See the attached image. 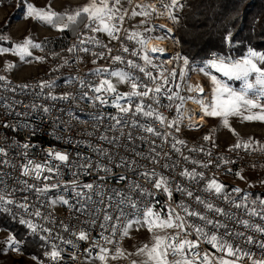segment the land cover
I'll list each match as a JSON object with an SVG mask.
<instances>
[{
    "label": "snow or ice",
    "instance_id": "obj_1",
    "mask_svg": "<svg viewBox=\"0 0 264 264\" xmlns=\"http://www.w3.org/2000/svg\"><path fill=\"white\" fill-rule=\"evenodd\" d=\"M157 3L161 7L158 8ZM24 4L25 19L73 35L76 43L66 49L68 53L91 54L93 64L97 59L110 57L112 64L125 67L112 70L97 67L87 73L97 77L99 83L73 77V80L78 79V96L70 92L55 94L54 79L41 80L30 90L28 84L13 86L6 76L0 75V127L11 133H29L25 141L0 133V215L22 226L26 236L42 242L50 264H63L65 253L70 261L80 259L78 242L88 245L83 249L86 264L92 261L108 264L109 260L120 259H129L130 264H240L245 258L249 264H264V196H253L239 187L229 191L217 179L207 178V171L213 165L221 169L236 160L216 156L215 160L219 162L214 164L211 150H206L203 145L189 147L186 141L174 135L181 130L179 121L184 118L181 109L186 100L198 104L203 117L220 118L223 127L229 131H232L229 117L264 123V67L259 66L264 65V53L252 47L240 58L213 53L202 67L192 68V71L208 75L214 70L229 81H241L240 90L211 75L210 99L199 94L186 97L180 94L181 85L176 83L177 75L184 79V68L179 74L175 69L166 72L162 64L154 62L153 56L163 54L165 49L147 47L150 39L169 38L171 30L153 36L151 34L159 29L151 24L143 33L122 29L128 12L119 7L121 0H88L84 6L62 13L53 11L50 6L37 8L27 0ZM185 7L195 13L200 5L187 4V0H156L152 4L136 5L131 17H144L141 21L144 25L155 13L167 15L175 24L179 23V17L174 13ZM122 30L125 33L123 39L120 36ZM97 33H104L110 41L120 40L118 51L127 55L112 56L113 50L97 39ZM0 40L7 42V37L0 34ZM124 40L136 46L130 49ZM224 40L229 49L235 43L231 32ZM43 47L28 37L11 48L0 47V55L11 53L22 62H29L25 58L32 56L30 49L43 50ZM96 48L103 50L97 52ZM55 55L58 54L53 53ZM36 59L43 62L42 57ZM175 59L189 66L187 57L178 55ZM67 64L68 60L64 59L61 67ZM13 67L6 63L5 70L10 71ZM250 76L255 77L254 82H250ZM113 77L119 83H127L130 91L117 92L110 79ZM197 88L199 93L203 92V88ZM193 90L191 85L187 86L189 93ZM45 100H90L92 106L97 107L96 114L91 117L92 130L77 133L88 139L73 138L74 126L63 118L54 103H44ZM21 107L26 111H20ZM106 107L114 108L115 113L103 111ZM173 108L176 116L172 119L161 111L171 112ZM33 116H38L39 120L31 119ZM45 121L49 126L47 134L57 142L71 145L72 153L67 148L61 150L49 146L43 161L37 162L33 158L36 153L32 149L38 147L33 137L41 132ZM156 122L159 129L155 127ZM203 140L216 146L210 135H205ZM241 148L246 152L257 150L251 140H238L228 151ZM184 149L189 154H185ZM258 150L264 152V145ZM40 151L43 152V146ZM201 154L209 159H198ZM182 161L193 167L182 166ZM177 169L180 170L177 172ZM227 171L233 169L229 167ZM65 175H70V179L65 180ZM177 175L180 180H175ZM235 176L244 179L241 171H236ZM86 177L90 179L86 180ZM260 183L264 184V180ZM248 187L253 185L249 183ZM69 191L74 202L61 194L49 195ZM176 194L181 197L179 201L174 199ZM158 195L167 198L162 205L166 209L164 212L157 207L160 203ZM57 205L69 208L72 219L79 221L78 230L77 225L57 221L48 211ZM134 225L146 227L151 242L127 252L116 241L128 237ZM94 231L95 236L92 235ZM193 235L195 240L189 239ZM23 243L22 239L9 233L4 251L19 253ZM201 243L210 245L214 252L207 249L201 252ZM31 259L37 264H45L35 256Z\"/></svg>",
    "mask_w": 264,
    "mask_h": 264
},
{
    "label": "built area",
    "instance_id": "obj_2",
    "mask_svg": "<svg viewBox=\"0 0 264 264\" xmlns=\"http://www.w3.org/2000/svg\"><path fill=\"white\" fill-rule=\"evenodd\" d=\"M159 3H157L158 5ZM158 18V17H157ZM127 18H125V21L122 25V29H127L131 31L130 27L133 25L132 23L126 24ZM89 35H92L89 33ZM97 36V39H99L102 43L106 44L109 48H111L113 51L111 53L112 56L117 55V54H122L119 52V45H120V40H112L110 41L108 37L104 36L103 33H97L95 34ZM125 33L122 30L120 33L121 38L123 39ZM130 49L132 47H135L132 42H129L127 40L123 41ZM76 43V39L71 36V37H65L64 38V44L62 46H56L53 48H45L43 49L40 54L37 57H42L43 62L38 61L36 58L34 60V63L36 66L39 68L37 72L24 80H19L16 79L11 73L7 71L0 70V75L6 76V78L11 82L13 86L15 85H23V84H28L30 86V90L32 86L36 85L39 83L41 80H49V79H54L56 81L54 92L57 95L63 94L64 92H70L74 96L79 95V83L78 79L73 80V77L76 78H83L89 82L92 83H99V79L95 76H88L87 73L90 71H93L97 67H110V70L112 69H118L121 67H125V65H121L119 63L112 64L111 63V58L107 57L105 59H97V63L93 64L92 60L94 57L91 54L87 53H76V54H70L66 51V49L71 46L72 44ZM164 44V49L165 52L161 55H154V62L158 65L162 64L163 69L166 72H171L173 69L176 70L177 74H179V71L181 69V62L180 60L175 59L178 55L175 54V44L172 42L169 44V47L165 48V43ZM148 45V44H147ZM103 49L96 48L95 51L99 52L102 51ZM53 53H57L58 55L53 56ZM122 55H127V54H122ZM81 59H77V58ZM67 59L68 64L61 67L63 64V60ZM135 59V58H133ZM190 64V63H189ZM189 67V66H188ZM54 68H57L58 71H53ZM187 69V67L185 68ZM155 74V70H153ZM142 75V74H139ZM196 76L191 74L188 77H184L183 80L179 78V75H177L176 83H179L181 85V95L183 96H193L197 97L198 94L199 96H203L204 94L199 93V89L196 87L197 82H199L196 78ZM113 82V78H110ZM119 84V87L117 88V92L119 93H126L130 91V86L127 83H119L117 81V85ZM191 85L193 87V91L189 93L187 91V86ZM92 95V94H90ZM27 99L28 97H24ZM166 102V101H165ZM44 103H54L58 109L61 111V115H63V118L71 123L74 126V129L71 133V136L75 139L79 140H87L88 137L86 135H77V133H86L87 131L92 130L91 128V117L96 114L97 107H93L90 100H70L68 102L64 101H47L45 100ZM178 103V102H177ZM20 111H26L23 107L19 109ZM103 111L106 112H112L115 113V109L112 107H106L102 109ZM161 111L164 113L166 117L169 119H172L173 117L176 116V111L175 108L171 112H169L167 109H161ZM199 111V113L202 115L200 106L196 103H193L192 100H186L183 104V108L181 109V113L183 114V119L179 121L180 123V132L179 133H174L178 138L186 141L187 145L189 147L192 146H200L203 145L206 150H211L213 152V159H214V164L218 163L219 161L215 160L216 156H223L225 158H228L230 160L235 159L236 163L234 164H228L226 166H223L221 169H216L215 166L213 165L211 167L210 171H207V178H215L219 182L223 183H230L232 180L235 179V172L236 171H241V172H246L250 173L255 170H261L262 171L259 173V178L264 179V152L259 151V148H256V151H245L243 148L236 150L235 152H230L228 151L230 146L223 145L220 142L215 141V147L212 146L211 143L205 142L203 140V137L205 135H208L206 132L207 128V123L203 125H199L197 127H193L192 122H193V114L195 112ZM191 117V119H188V117ZM203 116V115H202ZM31 119L33 120H39L38 116H33ZM155 127L158 129L160 128V125L158 122L155 123ZM49 130L48 122L45 121L44 124L41 125V132L33 137V141L38 145L37 148L32 149L36 155L33 157L37 162H41L44 159L45 154L49 151V146H53L57 149H65L69 151V153H72L74 149L72 148L71 145L64 143L63 141L57 142L52 136L48 135L47 132ZM0 133H7L9 136H14L20 141H25L29 133L28 132H18V133H11L7 129H3L0 127ZM64 135H67V133H64ZM40 146H43V152L40 151ZM168 148L165 147V151H167ZM85 151H87L85 149ZM185 154L187 153V149H184ZM198 159H203L207 160L209 157L204 156L203 154L197 156ZM175 159V155H174ZM182 166H187L189 168L193 167L190 164L185 165L184 162H181ZM253 165H255V168H253ZM232 168V172H228L227 168ZM162 171V169H158ZM180 169H177V172ZM203 170V169H200ZM18 174V173H17ZM47 175V173H45ZM65 180L70 179V175H65L64 176ZM86 180L90 179V177H86ZM175 180H180V177L177 175L175 177ZM113 183L115 181L113 180ZM240 189L243 190V192L251 193L253 195V191L249 190L248 188L245 189L244 185L239 187ZM242 192V194H243ZM57 194L64 195L69 198L70 202L72 201V194L71 192H52L49 195L55 196ZM201 194V193H197ZM157 199L159 200V204L157 205L158 208L161 209L162 212L166 211L162 207L167 202V198L164 195H158ZM174 199L176 201H179L181 197L176 194L174 195ZM195 207V205H193ZM227 207L226 205H222ZM48 211H51L53 216L57 219V221L63 220L65 223H70V224H75L77 225V230L80 226L79 221L72 219V212L69 210L67 206H61L57 205L54 208L48 209ZM67 237V234H64ZM93 236L96 235L95 231L92 233ZM74 239V238H73ZM189 239L195 240V236H190ZM80 244L81 248V258L76 260V261H70L68 259L67 254L65 253V260L63 264H86V262L83 260V249L88 247L87 244L84 242H78ZM116 244L123 248L124 245V238L123 239H118L116 241ZM108 247H113L112 245H108ZM209 250L213 251L211 249L210 245L206 243H201L200 244V251L203 252L204 250ZM94 252L96 251L95 249L93 250ZM111 260H109L108 263ZM87 264H99L98 261H92V262H87ZM123 264H128L126 260L123 261ZM240 264H249V261L245 258L240 262Z\"/></svg>",
    "mask_w": 264,
    "mask_h": 264
},
{
    "label": "rangeland",
    "instance_id": "obj_3",
    "mask_svg": "<svg viewBox=\"0 0 264 264\" xmlns=\"http://www.w3.org/2000/svg\"><path fill=\"white\" fill-rule=\"evenodd\" d=\"M134 0H121V5L119 6L121 10L127 9L128 15L125 16L127 18L126 24L132 23L133 25L127 26L130 27L131 31H139L141 33L144 32V28L147 27L148 24L157 26L159 29L158 31L152 33L153 36H159L162 32H167V30H171L170 37L167 39L162 40L161 42L165 43V48L169 47V44L174 42L175 44V54L179 55L180 57H184L181 52L179 51V42L176 33V23H172L170 20L166 22V26H160V21L157 20V15L155 13L152 14L150 18L147 19V22L144 25H141V21L144 20V17L137 16L131 17V12L138 3ZM141 1V0H140ZM27 3L33 4L37 8H46L48 6L57 13H62L64 11H72L78 7L84 6L88 3V0H27ZM161 7L158 4V8ZM139 11V9H137ZM182 11H177L174 14L178 17ZM0 34H3L7 37V42L0 40V47L11 48L12 45L22 43L25 38L30 37L34 43H41L44 45L43 49L45 48H53L56 46H62L64 44L65 37L73 36L70 32L60 33L56 31L49 25L40 23L38 21H33L31 19H25V4L24 0H0ZM104 34V33H103ZM104 36H106L104 34ZM107 37V36H106ZM32 52V56L26 57L25 60L29 62H22L18 56H15L11 53H6L4 55H0V70H5V65L13 64L14 67L7 71L11 73L16 79L24 80L31 76H33L37 70L39 69L36 64L34 63L35 58L40 54L42 50L37 49H30ZM212 57L202 60L193 62L189 60V67L183 65V61L181 62V68L183 67L186 73V77L190 76L191 74L195 75L196 79L199 81L197 82V86L199 88H204L202 94L207 99H210V95L213 89V84L211 82L210 76L215 75L217 79L222 80V82L228 84L231 88L239 91L242 82L241 81H229L226 78L222 77L220 73L215 72L214 70H210L208 75L197 71H192V68H199L203 66V63L207 60L211 59ZM260 67H264V65H259ZM187 67V69H185ZM255 77L250 76V82H254ZM116 87L117 85L116 78L113 77L112 82ZM205 86V87H204ZM258 87V86H257ZM252 95V93H249ZM256 111V110H254ZM205 122L207 123L206 132L210 135L214 141L220 142L226 146H232L237 143V141L245 142L251 140L254 144L255 148H259L261 145H264V123L259 121H242L239 117H229V126L232 131H229L228 128L223 127L220 118H212V117H204ZM235 133V134H233ZM261 170H255L250 173L241 172V175L244 179H239L235 177L232 182L223 183L227 186V190H231L232 188L240 187L244 185L245 189H249L251 191H257L260 193H264V184H261L260 181L264 179L259 178V173ZM249 183L253 185V187H248ZM9 220L7 216L0 215V252H4L5 241L9 233L14 234L8 228ZM7 222V224H6ZM19 225V224H18ZM20 226V225H19ZM22 228V226H20ZM139 228V230H137ZM15 235V234H14ZM17 237V235H15ZM24 243L21 246V252H11L7 251L4 255V261L6 264H37V261L31 259L33 256H29L24 253L26 247L31 244V240L33 239L30 236H26L25 233H22L21 238ZM126 239L128 241H126ZM37 241V240H36ZM39 242V241H38ZM151 237L149 232L147 231L146 227H139L134 225L132 231L129 233L128 237L124 239L123 248L127 252H133L136 248L142 246L144 243H150ZM40 243V242H39ZM33 244V243H32ZM41 244V243H40ZM40 253L37 257L38 261L45 262V264H50L47 261L44 252L45 248L39 246ZM136 259V257H134ZM126 259H120L117 261H110L111 263L108 264H123V261ZM127 261V260H126ZM10 262V263H9ZM128 262V261H127Z\"/></svg>",
    "mask_w": 264,
    "mask_h": 264
},
{
    "label": "trees",
    "instance_id": "obj_4",
    "mask_svg": "<svg viewBox=\"0 0 264 264\" xmlns=\"http://www.w3.org/2000/svg\"><path fill=\"white\" fill-rule=\"evenodd\" d=\"M194 3L200 5L196 12L185 7L176 23L179 51L188 60L199 62L212 57L213 53L240 58L249 47L264 53V0H187V4ZM228 32L235 41L230 49L224 40ZM256 194L264 196L254 191L253 196ZM8 228L18 239L25 233V229L11 219ZM31 241L24 253L37 256L42 242Z\"/></svg>",
    "mask_w": 264,
    "mask_h": 264
},
{
    "label": "bare ground",
    "instance_id": "obj_5",
    "mask_svg": "<svg viewBox=\"0 0 264 264\" xmlns=\"http://www.w3.org/2000/svg\"><path fill=\"white\" fill-rule=\"evenodd\" d=\"M134 2L136 3L137 1L134 0ZM155 2H156V0H141V1L139 0L138 1V3H140L139 5L152 4ZM157 7H158V5H157ZM157 20L160 21V26H166V22H168L169 19L167 18V15H163V16H158ZM153 46L164 49L163 42L155 40V39H150L148 41L147 47L151 48ZM154 55H161V54L155 53ZM205 123H206L205 118L199 113V111H197L193 114V122H192L193 127H197V126L203 125Z\"/></svg>",
    "mask_w": 264,
    "mask_h": 264
},
{
    "label": "crops",
    "instance_id": "obj_6",
    "mask_svg": "<svg viewBox=\"0 0 264 264\" xmlns=\"http://www.w3.org/2000/svg\"><path fill=\"white\" fill-rule=\"evenodd\" d=\"M132 231V229H130L129 233ZM125 239V238H124ZM126 241H128L126 239ZM5 248V247H4ZM6 254V252L2 251V253L0 252V264H6V262L3 260L4 259V255ZM130 259H135L134 257H131ZM128 261V264H130V260L129 259H126ZM10 263V262H9ZM11 264V263H10Z\"/></svg>",
    "mask_w": 264,
    "mask_h": 264
}]
</instances>
